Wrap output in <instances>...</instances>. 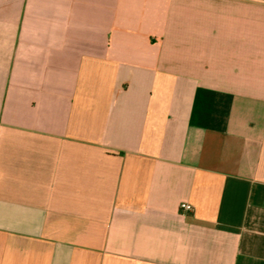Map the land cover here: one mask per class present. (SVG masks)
Returning <instances> with one entry per match:
<instances>
[{"label":"crops","instance_id":"0c3cea01","mask_svg":"<svg viewBox=\"0 0 264 264\" xmlns=\"http://www.w3.org/2000/svg\"><path fill=\"white\" fill-rule=\"evenodd\" d=\"M0 264H264V0H0Z\"/></svg>","mask_w":264,"mask_h":264},{"label":"built area","instance_id":"2783aa9c","mask_svg":"<svg viewBox=\"0 0 264 264\" xmlns=\"http://www.w3.org/2000/svg\"><path fill=\"white\" fill-rule=\"evenodd\" d=\"M181 208H183L184 210H188V211H191L193 209L192 205L188 203L181 204Z\"/></svg>","mask_w":264,"mask_h":264}]
</instances>
